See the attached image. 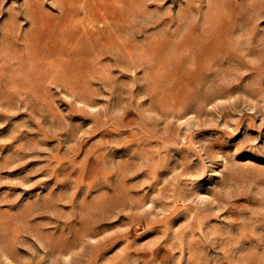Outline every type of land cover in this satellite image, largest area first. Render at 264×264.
I'll use <instances>...</instances> for the list:
<instances>
[{
  "label": "rangeland",
  "instance_id": "rangeland-1",
  "mask_svg": "<svg viewBox=\"0 0 264 264\" xmlns=\"http://www.w3.org/2000/svg\"><path fill=\"white\" fill-rule=\"evenodd\" d=\"M0 264H264V0H0Z\"/></svg>",
  "mask_w": 264,
  "mask_h": 264
}]
</instances>
